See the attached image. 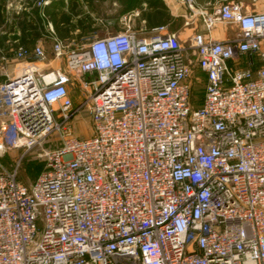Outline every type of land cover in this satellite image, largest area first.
I'll return each instance as SVG.
<instances>
[{
	"label": "built area",
	"instance_id": "obj_1",
	"mask_svg": "<svg viewBox=\"0 0 264 264\" xmlns=\"http://www.w3.org/2000/svg\"><path fill=\"white\" fill-rule=\"evenodd\" d=\"M181 2L187 25L236 35L186 46L128 15L114 36L54 37L64 68L0 48V150L44 161L29 186L0 171V264H264V12Z\"/></svg>",
	"mask_w": 264,
	"mask_h": 264
},
{
	"label": "rangeland",
	"instance_id": "obj_2",
	"mask_svg": "<svg viewBox=\"0 0 264 264\" xmlns=\"http://www.w3.org/2000/svg\"><path fill=\"white\" fill-rule=\"evenodd\" d=\"M52 1L53 0L31 1L32 4L29 8L30 13L35 14L37 12L38 21L34 24L32 23V25H25L22 27V32L28 35L29 40L27 46H13L9 50L3 49L4 51L12 52L21 47L32 50L39 45L38 43L42 38L43 45L41 46L44 48L48 58L47 65L54 68H64V61L54 60V37L63 41L66 45L80 46L89 39L106 38L124 31L123 18L128 15L118 13V4L115 0H58V7L60 8L58 12L55 13V10L44 12L42 9L45 8L46 5L51 4ZM195 1L199 7H201L200 4L204 2V0ZM228 1L230 0H210L209 2L212 6L216 3L219 6ZM239 1L237 2L248 5L252 9H261V11L264 12V0ZM207 11L211 13L210 9H207ZM198 20L202 23L201 18H198L197 21L194 20L189 25L186 23V27L198 23ZM114 21L119 24H114ZM61 24H64L65 26L62 27ZM220 26L226 30L228 29L225 25L221 24ZM77 27H80L79 32L75 31V28ZM177 28L182 32V25ZM17 64L18 63H14L11 66L15 68ZM203 87V84L196 87L194 93L196 100L195 106H200ZM71 94L74 101V107L78 110L73 121V127L79 137L88 138L92 135V124L89 114L84 110H79L82 95L78 90H73ZM56 145H58V143L45 146L49 147ZM41 153L42 148H36L28 152L20 149L0 150V171H16L19 182L29 186L37 178L38 174L44 167V161L40 157Z\"/></svg>",
	"mask_w": 264,
	"mask_h": 264
},
{
	"label": "crops",
	"instance_id": "obj_3",
	"mask_svg": "<svg viewBox=\"0 0 264 264\" xmlns=\"http://www.w3.org/2000/svg\"><path fill=\"white\" fill-rule=\"evenodd\" d=\"M32 0H0V47L9 50L13 46H27L28 35L22 32V27L32 25L38 20L37 12L30 13ZM118 4V13L132 16V26L139 32H151L159 26H167L169 31L178 35L180 41L188 46L191 38L195 34H202L207 38L223 41L232 38L236 35V29H224L222 26H217L210 34L198 20V23L186 27V15L188 7L181 0H115ZM210 0H204L201 7L210 9L211 12L218 7L216 3L212 6ZM239 1V0H237ZM241 2V1H239ZM58 0H53L51 4L46 5L44 12L60 10ZM248 12H259L261 9H252L250 6L242 4ZM206 9V10H207ZM37 10V9H36ZM81 14V13H79ZM114 24H119L114 21ZM182 25V32L178 30V26ZM64 27V24H61ZM227 27V26H226ZM77 32L80 27L75 28ZM230 32H229V31ZM43 39L39 41V45H43ZM37 44V45H38ZM18 67V66H17ZM10 72L15 71L14 67L10 66Z\"/></svg>",
	"mask_w": 264,
	"mask_h": 264
}]
</instances>
